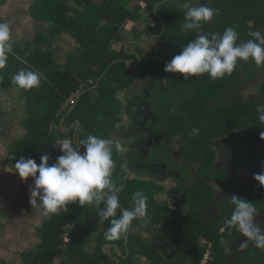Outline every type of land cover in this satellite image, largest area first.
I'll use <instances>...</instances> for the list:
<instances>
[{
	"label": "trees",
	"instance_id": "obj_1",
	"mask_svg": "<svg viewBox=\"0 0 264 264\" xmlns=\"http://www.w3.org/2000/svg\"><path fill=\"white\" fill-rule=\"evenodd\" d=\"M176 1L184 0L33 2L30 10L33 7L36 10V16L33 14L37 18H34L35 22L50 23L51 29L44 31L42 36L27 39L26 44L22 41L12 42L13 54L9 55L6 67L0 69V87L9 90L17 88L12 84V77L21 69L41 73V84L38 88L21 90V95L25 99V103L22 104H26L29 117L22 123L26 130L25 136L9 146L8 161L11 168L14 169L16 160L21 156L34 159L39 166L41 153L48 154L50 165L55 163L56 158L62 154L59 145L56 144L57 140L73 138L72 134L75 131L74 128L72 132L62 130L60 127L62 123L70 127L77 122L81 123L77 145H80L89 134L110 138L116 126L117 93L125 91L137 77L128 67L127 60L130 56L125 52L130 41L141 40L144 34L135 24L144 22L148 34L153 37L158 35L156 41L162 56L158 61L145 63L153 70H156L160 62L171 61L178 55L186 46L189 37L194 36L193 40L197 38L195 33L181 31V25L185 21L183 13L172 6ZM202 2L207 4V0ZM129 3L136 5L134 10L126 8ZM3 4L4 0H0V7ZM208 6L219 9V15L211 23L202 25V34H222L227 27L233 25L236 26L239 35L238 43L248 40V33L251 31L260 30L264 34V0H208ZM142 11L148 13L150 17L147 18ZM0 22H4L1 14ZM55 36L59 38L54 42L51 39ZM60 44L65 47L67 54L62 61L57 54ZM121 47L123 49L118 51ZM240 69L242 71H239ZM262 72L264 70L258 71L257 66L255 67L250 60L240 68L236 67L230 76L216 81H212L206 74L188 79L182 76L184 101L180 110L172 114L171 120L166 123L167 132L170 134L168 140L173 133L180 137L177 141L179 146L177 151L183 161H188L185 164L194 180L192 181L194 185L185 183L180 185V190L187 198L181 210L172 208L166 200L155 198V190L162 188L157 180H144L140 175L139 178L128 179L130 174L123 167L122 154L115 150L113 152L115 162L113 178L125 185L119 194L121 207L131 208L133 192L143 191L149 198L145 217L164 227L166 233L174 232L175 237L172 240L194 252L191 264H201L208 249L211 251V257L207 264H264V250L256 248L253 242H249L248 248L240 249L238 255L236 253L232 255L233 245L236 247L238 241L245 237L235 227L229 228L225 224L234 209L230 201L233 196L255 204L257 214L264 213V187L254 179L255 173L235 187L236 190L225 201L214 220L208 219L210 214L205 212L215 201L217 194L206 190L212 188L211 186H225L228 177L225 169L215 166L217 159L215 149L222 152L221 163L244 168L250 165L253 155L251 152L255 149L257 140L254 134L264 131V125L258 120L255 125L257 132L253 136L231 131L225 133L226 120L227 122L230 120V116L235 114L234 111L239 106L234 102L239 101L236 100L239 92ZM142 76L143 74L140 77ZM171 88L172 86L167 84L166 90ZM259 89L262 94L259 100L246 103L243 101L242 104L247 106L254 104L252 108L264 104L262 102L264 82ZM79 91L80 98L74 109L66 107L67 100ZM204 95L211 98L202 100L201 97ZM222 95H225L223 99L226 101L225 105L228 104L226 108L221 105L222 111L218 105L207 109L211 111L208 112L209 115L207 111L200 110L207 99L213 102L217 98L222 99ZM261 99L263 100L260 101ZM214 112L217 116L221 115L222 119L219 120L223 124L211 122L218 119L212 117ZM236 114V118L240 115V125L246 127L248 121L242 122V118L248 117L249 114L247 116L238 112ZM202 124L205 126L201 127ZM233 126L235 125L230 127L234 128ZM193 127L200 129L198 136L190 134ZM216 138L221 139L213 145L212 141ZM81 151L83 153L84 149L81 148ZM191 166L195 168L192 173L189 170ZM260 173H264V170ZM180 175L184 181L182 172ZM250 179L252 181H249ZM192 186L194 189L190 190L189 187ZM28 203L31 208H38L32 207L30 200ZM92 214L96 216L95 220L91 219ZM118 216L119 210L117 218ZM136 222L134 220L132 225ZM99 225L101 224L95 207L85 205L83 208L78 203L69 204L67 211L61 210L52 214L39 227L41 242L31 252L22 251L21 257L24 262L22 264H56L55 260L58 258L61 259V264H113L108 245L112 243L122 245L123 237L117 241H107L104 238V231L99 235L97 253L86 247V241H93L90 235ZM102 225L109 227L110 223L105 221ZM65 235L70 241H65ZM204 241L211 245L205 244ZM91 245L94 246V243ZM0 264L9 263L1 261Z\"/></svg>",
	"mask_w": 264,
	"mask_h": 264
},
{
	"label": "clouds",
	"instance_id": "obj_2",
	"mask_svg": "<svg viewBox=\"0 0 264 264\" xmlns=\"http://www.w3.org/2000/svg\"><path fill=\"white\" fill-rule=\"evenodd\" d=\"M183 8L186 12L181 31L195 33L197 38L189 42L170 62H166V73L183 74L185 79L206 74L216 81L230 76L240 61L251 60L257 67L264 66V34L260 30L249 32L250 39L239 43L234 25L227 27L222 34H202V25L211 23L219 15V9L209 7L208 0L206 5L200 3L199 6H192L190 0H185ZM13 47L11 23L0 22V69L6 67ZM12 84L25 91L38 88L41 73L21 69L12 77ZM79 98L80 94L75 104ZM257 113L260 124L264 125V104L257 107ZM199 133L200 129L193 127L190 134L198 136ZM260 139L264 140V131H261ZM56 144L62 154L51 165L46 153H41L39 166L34 159L23 156L14 164V171L23 181L29 178L34 180V186L29 188L32 207H38L44 216H49L61 210L67 211L69 204L78 203L83 208L92 205L100 224L105 221L110 223L104 238L117 241L124 237L132 222L146 215L149 198L143 191L137 190L132 194L131 208H122L120 205L119 194L125 185L113 178V152L122 149L121 141L89 134L80 145H75L72 138L59 139ZM81 148L84 149L83 153ZM254 179L264 187V173L255 174ZM230 201L234 209L225 224L229 228L235 227L246 238L241 240L239 248L246 249L249 242H253L256 248L264 250V230L256 223L255 204L237 196L231 197ZM88 241L91 244L92 240ZM210 253L209 249L203 261L209 259ZM116 259L118 261L120 257Z\"/></svg>",
	"mask_w": 264,
	"mask_h": 264
},
{
	"label": "flooded vegetation",
	"instance_id": "obj_3",
	"mask_svg": "<svg viewBox=\"0 0 264 264\" xmlns=\"http://www.w3.org/2000/svg\"><path fill=\"white\" fill-rule=\"evenodd\" d=\"M201 3L202 5H205L202 0ZM144 35L145 34H143V36ZM156 37H158V35L155 36V39H151V43L156 48V56L151 59L148 58V56L146 57L145 55V58L141 59L139 70L133 71L134 75H136L137 77L134 79V82L125 91H123L125 95L121 98L122 104L124 106L123 115L126 116V120L122 125L117 127L115 126V128L111 132L110 138L113 140H119L122 143V149L117 153L122 154L123 167L126 169V172L130 174L128 176V179H136L139 178L140 175L144 180H157L160 184H165L162 189L165 191L164 195H166V198L162 200H166L167 204L172 208L181 210L187 201L185 194L182 190H180V185L183 184L185 180L183 181L181 179L180 172L175 171L173 168H169L168 164L165 163L166 161L160 158L159 155H157L156 153L151 155L152 151H155V149L163 151L165 146L168 147L169 151H171L169 157L175 160L183 161L181 160V156H179L178 154L179 151H177V141H174V138H172L171 141L175 143L174 146L171 144V142L165 144V134L167 132L164 133L159 129L161 125L159 116L155 112H152L151 108L146 102V100L152 98V92L157 86V81L154 80L157 78L156 75H159V78H161L164 83L170 84L172 87L178 84V80L176 82L170 81V77L173 73H166L164 71L165 64L166 62H170L169 60L160 62L156 70L143 65L146 63V61H158L162 56V53L157 46L158 42L156 41ZM140 41L141 40L130 41L126 46V49H129V47L132 48V45L136 47H144V44ZM132 51H128L127 53L130 54ZM144 51L148 52V49L144 48ZM132 60L133 59L130 58L127 61L129 63L133 62ZM129 65L131 64L129 63ZM134 66L136 65L134 64ZM142 74L143 76L140 77ZM180 75L181 77L183 76V74ZM171 89L173 90V88ZM171 89H169L170 92H173ZM135 91L138 92L135 93ZM173 95L176 96L174 92ZM183 99L184 98H181L176 101L177 104L173 106V109L175 111L180 110L181 106L179 105L182 103ZM22 105L25 106V104ZM20 107L21 106L19 105L18 108L20 109ZM74 107L75 105L72 107V109H74ZM27 116L28 113L26 112L25 114L20 116L21 125L27 118ZM77 125V127H70L64 126V124L62 123V125L60 126L62 130L68 132H72V129L74 128L75 131L72 134V139L75 145H77V134L80 131L81 123L77 122ZM23 129L25 128L23 127ZM177 137L178 135L175 136V138ZM259 144L260 143L258 141L255 143V149L251 152L253 153L252 158L255 157L256 154L262 155V151L264 150L258 149ZM75 145L74 147H76ZM173 147L176 149V151ZM215 151L217 153L215 166L227 170V173L229 172L231 177H241L244 175L245 180V178L255 172V170L257 172L264 167V161L259 163V160L262 158V156H257L258 159L256 158V162H252L251 158L250 165H247L244 168H238L235 165L221 163L220 160L222 158V152L219 149H215ZM183 162L187 163L188 161L184 160ZM252 163H255V165H252ZM256 163L258 165H256ZM194 169L195 168L193 166L189 167L190 171H193ZM228 178H230V176H228ZM238 180L240 181L234 184L232 194L234 193L233 191L235 190V187L239 183H241V179ZM229 183L230 182L228 179L225 185V192L220 194L221 199H227L226 195L228 193L226 190L231 185H229ZM217 198L212 204L208 206L207 210H205V212H208L210 214L209 216H216V211L219 208V205L217 204H220L221 207L224 203V201L221 200V202ZM91 207L94 208V206L92 205ZM259 215L264 216V213H258L256 215V218ZM90 217L92 220H95L96 218V216L93 214ZM135 221H137L135 223L136 225L133 224L129 232L123 237L124 240L122 245L119 243H112L108 245L111 254L110 257L113 261V264H191L192 255L194 252L188 250V248H185L179 242L172 240L173 237H175L174 232L166 233L164 227H162L158 223L156 224L155 221L153 222L149 217L144 216V218H137ZM258 225L262 230H264V219L261 220L260 224ZM109 227H105L101 224L97 227L95 232L91 233L93 239L91 243H94V246H92L88 240L86 241V247L89 248L90 251L92 249L93 251H95V253H97V248L99 245V235L102 232L106 231ZM135 238L137 240H135ZM240 242L241 239L238 241L236 247L235 245H233L232 252H234L232 253V255L234 253H236L237 255L239 254L238 251L240 250ZM204 243L209 246L211 245L207 241H204ZM119 257L120 260L117 261L116 258ZM209 259L206 261H203V259L201 264H207ZM230 260L232 261V259Z\"/></svg>",
	"mask_w": 264,
	"mask_h": 264
},
{
	"label": "rangeland",
	"instance_id": "obj_4",
	"mask_svg": "<svg viewBox=\"0 0 264 264\" xmlns=\"http://www.w3.org/2000/svg\"><path fill=\"white\" fill-rule=\"evenodd\" d=\"M184 2H185V0L184 1H176L175 3L172 4V6L174 8H176L178 10V12L183 13V15H185V12H186V9L183 8V3ZM190 2H191V5L192 6H199L200 3H201V0H190ZM123 3H126V1H123ZM135 6L134 5H131V3H129L126 6V8H129L131 10H134L135 9ZM35 12H36V10L34 9V7L29 12V13H31L30 16L32 15L33 19L34 18L37 19L35 17L36 16ZM142 12L145 13L144 11H142ZM145 16L147 18L150 17V15L148 13H145ZM32 24H33V22H32ZM44 24H46V23H44ZM28 25L29 24H27L24 27L28 29L29 28ZM49 25H50V23H48L47 27L43 26L42 29L41 28H38V30H40V29H41L40 31H42L43 29H48L49 30ZM135 25H136V27L139 28V30H141L145 34L142 37L141 41H140L141 43L144 44V47H142V46H139L140 48L139 47H136V46H132V48L129 47V51H132L133 50L129 54L130 58L133 59L132 60L133 62H129L131 65H128V67L130 68L131 71H134V70L138 71L139 70V65H136L135 64L136 66H134V61L136 62L137 61V58L142 59V58H145V55H146V57L148 56V58H151L152 59L153 57L156 56V48L151 43V39H153V37L150 34L148 35V32L145 29L146 28L145 27V23L144 22L143 23L140 22V23H136ZM27 29H24V30H22L20 32L16 31L15 33H11V35H12V42L13 43H16L17 41H22L24 44H26L27 39L34 38L36 36H42L43 35L40 31L37 32L36 29H29L28 31H27ZM56 38L58 39L59 37H56ZM193 39H194V36L189 37L187 39V41H186V46H187V44L189 42L194 41ZM248 39H250V37ZM22 48H24V46ZM144 48L148 49V52L144 51ZM122 49H123V47H121V49H119L118 51H121ZM125 52H128V49L125 48ZM244 63H245L244 61H240V64H238L237 67L240 68L241 66H243ZM255 67H256V65H255ZM257 69H258V71L264 70V66L257 67ZM239 71H242V70L240 69ZM156 76L159 79V80L157 78L154 79L155 81H157V86H156V88L152 92V98L146 100V102H147L148 106L151 108L152 112H155L159 116V120H160V123H161L159 129L162 130L165 133V132H167V125H166V123H168V121L171 120L170 119L171 118V115L172 114L173 115L176 114L177 111H178V110L175 111L173 109V106H175L177 104L176 101L178 99H181L183 97V92L182 91H183L184 85H182V80L183 79H182V77H181L180 74H172V76L170 77V81L171 82H173V81L176 82L178 80V84L177 85H174L172 87L173 90L171 89L175 93V95H176V96H174L173 95V92H170V90H166L167 84L164 83L161 78H159V75H156ZM262 82H264V72L260 73L258 75V77L254 81H252L251 83H249L247 86H245L239 92L238 98H240V99H238V98L236 99V100H239V101H234V102H236L237 106L238 105L239 106H238L237 110L234 111L235 114L233 113L230 116V120L228 122L226 120L225 124H226V129L227 130H225V133H227V131H231L233 133L244 134L246 136L247 135L253 136V134L257 132L256 126H255L256 123H257V121H258L257 107L252 108L254 106V104H251L250 106H247V105H243L242 103H244L243 101H245V103H246V102H250V101H253V100H259V98L262 95L261 92H260V89H259V87H260V85H261ZM13 89L16 91V93L18 95V99L21 101L20 103H25V99L21 95V90L20 89H17V88H13ZM0 90H1V87H0ZM120 92L117 93V96H118V100H117L118 108H117V114L115 116L116 127L122 125L125 122V120H126L125 119L126 116L123 115L124 114V106H123L122 100H121L122 96H124L125 93H123V91H120ZM137 92L138 91H135V93H137ZM179 95H181V96H179ZM224 96L222 95V99L217 98V99L213 100V102H211V100H208L209 98H211V96L204 95L203 97H201V99L202 100L203 99H206V98H208V99L205 101V104H202L200 110H202L203 112H204V110L207 111V109L210 108L213 105H218V108L219 109L221 108V105L224 108H226V105L228 106V104L225 105L226 101H223V99L225 98ZM234 98H236V97H234ZM9 100H11V99H9ZM262 100L263 99H261L260 101H262ZM262 102L264 103V100ZM179 106H181V104ZM21 109H22L21 112H23V114H25V112L28 113V111H27L28 108H27L26 104H25V106L21 107ZM245 110H247V111L245 113H243ZM220 111H222V109H220ZM208 112H211V111H207V115H209ZM237 112L239 114L242 113V115L246 114V116H247V114H249L248 117H246V118L243 117L244 119L242 118V122H243V120L248 121V124L246 125V127L243 128V126L240 125V123H239L240 115H239L238 118H236V116H237L236 113ZM216 114L217 113L214 112L212 114V117H214V118H217L218 117V119H215L214 121L211 120V122L212 123H215V124L218 123L219 125L220 124H223L222 121L219 120V119H222L221 115L218 114V116H217ZM28 117H29V115L27 116V118ZM205 124H202L201 127L205 126ZM231 125H235V126H233L234 128L230 127ZM222 128H224V127H222ZM169 135L170 134L168 132L165 134V139H166L165 144L171 142L172 141V139H171L172 137L174 138V141H179L180 140V137L179 136L177 138H175L176 135L174 133L171 134L170 140H168ZM24 136H25V134L23 135V137ZM254 138L260 143L259 146H258L259 147L258 149L259 150H264V140H261L260 139V134H254ZM219 139H221V138H219ZM219 139L218 138L214 139L212 141V144L214 145ZM171 144L174 146L175 143L174 142H171ZM6 147L7 146H5V148ZM177 149H179V146H177ZM154 153H156L157 155H159L160 158H162L163 160H165L166 161L165 163L168 164L169 168H173L175 171L182 172L183 179L185 180V182H184L185 184L194 185V183L192 182L194 180H193V178L189 174L187 165L183 161L175 160V159L169 157L170 156V151H169L168 147H165L164 146V150L163 151L162 150L155 149V151H152L151 155H153ZM257 156H262V158L259 160V163H261L262 161H264V151H262V155H257L256 154L255 157L252 158V162H256L255 160H256ZM252 165H255V163H252ZM256 165H258V164L256 163ZM263 170H264V167L261 168V170H259L257 172L255 170V172H253V173L257 174V173L262 172ZM226 172H227V170H226ZM191 173H192V171H191ZM227 175L230 176V178L227 177L226 181H228V179H229V182H230L229 185L230 184L231 185L230 186L228 185L229 187L226 190L227 193H228L226 195V197H227L226 200H228L230 198V196L232 195V190H233L234 184H236L237 182L240 181L238 179H241V182H243V181L245 182L246 181V178H247L246 177L245 180H244V175L241 176V177L240 176H238V177H236V176L231 177V175H230L229 172L227 173ZM249 181H252V179H250ZM160 185L162 186V188H163V186H165V184H160ZM211 187L212 188L207 189L206 192L207 191L208 192L209 191H214V193L217 192V194H216L217 196L215 195V199L214 200H216V198L218 197L217 199H219V201L222 200L225 203V201H226L225 198L224 199L223 198L221 199L220 198L221 197L220 194H222V193L225 192V188L226 187L224 185L223 186L222 185L221 186H217V187L211 186ZM162 188H161V190H159V189H156L155 190V193L154 194H155V198L157 200H162V199H165L166 198V195H164L165 194L164 193L165 191ZM189 189L190 190H193L194 189V186L189 187ZM20 192L23 194V190L20 191ZM28 193H29V191H28ZM223 195H222V197H223ZM28 198H30V197H28ZM218 205H219V208L217 209L216 213L219 210H221V208L223 206L222 205L220 207V204H218ZM30 212L32 213V216H29L28 217V224H29V227L30 228H34V226L38 225L36 221H38L40 223L41 220H42V217H46V216L43 215L42 210L39 209V208L30 209ZM216 216H209V218H211L212 220H214L213 218H215ZM263 219H264V216L259 215L256 218V223L257 224H260V221L263 220ZM239 252L240 251H238V253ZM253 254H254V249L252 248L251 249V255H252L251 257L254 256ZM209 257H211V256L209 255ZM253 264H255V263H253Z\"/></svg>",
	"mask_w": 264,
	"mask_h": 264
},
{
	"label": "crops",
	"instance_id": "obj_5",
	"mask_svg": "<svg viewBox=\"0 0 264 264\" xmlns=\"http://www.w3.org/2000/svg\"><path fill=\"white\" fill-rule=\"evenodd\" d=\"M35 0H4L0 7L1 19L11 23V32L15 33L27 29L24 26L29 24V29L40 31L48 23L41 24L31 18L30 9ZM33 22V24H32ZM36 24V25H35ZM38 28H41L38 30ZM51 24L49 25V30ZM43 29L40 31L42 34ZM57 36L52 41H56ZM58 44V43H57ZM58 46V45H57ZM57 54L62 61L66 56L65 47L60 44ZM17 98H16V97ZM183 98V97H182ZM11 99V100H9ZM184 99L182 100V102ZM14 89L0 90V260L9 261L12 264H22V251L31 252L41 242L38 229L50 217H42L34 228H30L28 217L32 216L28 200L29 188L33 184V179L23 181L19 175L11 168L8 161L9 146L20 141L26 130L21 125V107H23ZM21 106L20 109L18 108ZM74 125H77L75 123ZM78 126V125H77ZM4 146V147H3ZM5 146H7L5 148ZM23 190V194L20 192ZM28 196V197H27ZM26 211V212H25ZM27 218V219H26Z\"/></svg>",
	"mask_w": 264,
	"mask_h": 264
},
{
	"label": "built area",
	"instance_id": "obj_6",
	"mask_svg": "<svg viewBox=\"0 0 264 264\" xmlns=\"http://www.w3.org/2000/svg\"><path fill=\"white\" fill-rule=\"evenodd\" d=\"M79 93H80V91H79V92H76L75 94H73V95L67 100L65 106H66V107H70V106L74 105L75 102H76V99H77V97H78V95H79ZM68 227H69V226H68ZM65 241H66V242L70 241V238H69L67 235H65ZM55 263H56V264H61V259H60V258L56 259V260H55Z\"/></svg>",
	"mask_w": 264,
	"mask_h": 264
},
{
	"label": "water",
	"instance_id": "obj_7",
	"mask_svg": "<svg viewBox=\"0 0 264 264\" xmlns=\"http://www.w3.org/2000/svg\"><path fill=\"white\" fill-rule=\"evenodd\" d=\"M134 64L141 65V59L140 58H137V61L136 62L134 61Z\"/></svg>",
	"mask_w": 264,
	"mask_h": 264
}]
</instances>
